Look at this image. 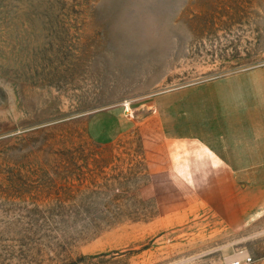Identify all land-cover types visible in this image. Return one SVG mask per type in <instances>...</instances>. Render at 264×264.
I'll return each instance as SVG.
<instances>
[{
    "label": "rangeland",
    "instance_id": "rangeland-1",
    "mask_svg": "<svg viewBox=\"0 0 264 264\" xmlns=\"http://www.w3.org/2000/svg\"><path fill=\"white\" fill-rule=\"evenodd\" d=\"M259 67L264 0H0V264H264V215L213 212L188 103Z\"/></svg>",
    "mask_w": 264,
    "mask_h": 264
},
{
    "label": "crops",
    "instance_id": "crops-1",
    "mask_svg": "<svg viewBox=\"0 0 264 264\" xmlns=\"http://www.w3.org/2000/svg\"><path fill=\"white\" fill-rule=\"evenodd\" d=\"M188 103L191 138L218 171L208 190L214 214L231 229L264 215V67L215 81ZM182 105L174 102L175 121ZM126 119L123 109L110 108L93 114L88 129L96 141L111 142Z\"/></svg>",
    "mask_w": 264,
    "mask_h": 264
},
{
    "label": "built area",
    "instance_id": "built-area-1",
    "mask_svg": "<svg viewBox=\"0 0 264 264\" xmlns=\"http://www.w3.org/2000/svg\"><path fill=\"white\" fill-rule=\"evenodd\" d=\"M251 262V257L247 256L245 252H239L238 258L225 262L224 264H248Z\"/></svg>",
    "mask_w": 264,
    "mask_h": 264
}]
</instances>
